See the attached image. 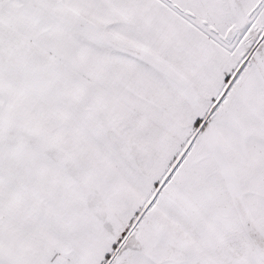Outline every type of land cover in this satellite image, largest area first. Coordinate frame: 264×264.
Returning a JSON list of instances; mask_svg holds the SVG:
<instances>
[{
	"label": "snow or ice",
	"instance_id": "1",
	"mask_svg": "<svg viewBox=\"0 0 264 264\" xmlns=\"http://www.w3.org/2000/svg\"><path fill=\"white\" fill-rule=\"evenodd\" d=\"M0 264H264V0H0Z\"/></svg>",
	"mask_w": 264,
	"mask_h": 264
}]
</instances>
